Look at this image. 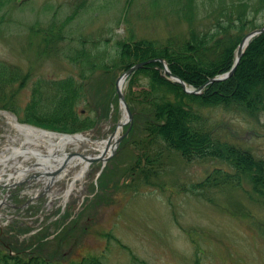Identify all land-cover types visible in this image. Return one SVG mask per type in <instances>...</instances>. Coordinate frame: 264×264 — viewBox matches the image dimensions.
I'll use <instances>...</instances> for the list:
<instances>
[{
	"label": "rangeland",
	"instance_id": "obj_1",
	"mask_svg": "<svg viewBox=\"0 0 264 264\" xmlns=\"http://www.w3.org/2000/svg\"><path fill=\"white\" fill-rule=\"evenodd\" d=\"M187 1L190 16L184 13ZM239 16L245 32L264 26V2L0 0V159L25 142L15 125L26 121V104L36 100L39 111L48 113L57 100L50 83L68 77L84 88L86 97L73 110L80 122L76 129L91 128L83 134L91 142L78 148L67 146L64 152L97 156L98 143L116 133L126 117L115 92L120 69L128 64L117 55L120 43L154 42L157 47L169 44L173 48L187 39L191 27L199 33L214 32L217 23L227 24ZM230 33L235 37L239 31ZM80 49L96 53L99 59L87 67L73 62ZM102 63L110 68L105 70ZM168 68L169 73L163 69L160 76L180 84ZM175 77L185 85L180 84L183 92L194 95H201L210 83L230 78L210 83L208 79L199 90L205 83L195 88ZM121 91L129 111H148L142 73H136L131 82L124 81ZM4 106L11 111L1 110ZM201 111L205 129L212 128L215 138L251 153L264 167V113L252 116L241 108L222 106ZM138 117V123L135 119L131 123L135 130L129 139L121 140L104 164L90 163L67 199L63 187L69 186L79 167L66 169L65 176L47 188L48 176L38 178L42 170L31 166L34 157L17 156L6 167L0 164L4 208L0 244L29 254L41 245L42 257L54 260L57 256L55 260L61 261L86 257L101 264H264V202L252 190L254 173L244 175L240 185L225 184L213 173L218 169L234 173L228 163L187 160L164 141L144 137ZM60 128L56 129L75 130ZM20 168L29 170L21 178L24 184L6 180ZM98 172H102L103 190L97 185ZM30 198L33 201L23 207ZM30 229L34 232L24 233ZM45 229L43 238L40 234Z\"/></svg>",
	"mask_w": 264,
	"mask_h": 264
},
{
	"label": "trees",
	"instance_id": "obj_2",
	"mask_svg": "<svg viewBox=\"0 0 264 264\" xmlns=\"http://www.w3.org/2000/svg\"><path fill=\"white\" fill-rule=\"evenodd\" d=\"M190 5L187 1L184 13L188 16L191 12ZM241 16L237 17L236 21L229 20L227 24L217 23L214 32L199 33L191 27L187 39L181 44H174L173 48L169 44L157 47L155 46L157 43L154 42L120 43L117 55L128 60V64L120 71L127 70L136 62L161 58L166 61L173 75L198 88L208 79L231 69L237 44L246 33ZM233 30L239 33L235 37H230V32ZM77 52V56L72 61H78L85 67L94 59H99L96 53L82 49ZM102 64L105 70L110 68L107 63ZM161 71V64L153 62L137 70L129 80L130 82L134 80L136 73H142L146 78L148 98H145L149 103L148 111L144 114L142 110L138 111V118H142L140 130L144 132V137L152 141H164L167 148L180 150L181 155L190 161L210 158L228 163L235 169L234 173L220 169L213 173L219 174L225 184L240 185L244 175L249 176V173H254L251 177L252 190L264 202V167L254 160L251 153H242L237 147L226 146L215 138L212 128L205 129L204 117L201 114V109H209L213 106H222L224 109L241 108L252 116L264 113V33L250 41L230 78L208 84L201 95L183 92L180 84H172L162 78ZM73 78L51 82L53 99H57L54 106L50 107L47 113L39 111L38 101H31L30 104L28 102L24 107V119L48 128L80 130L76 129L80 122L73 105L82 101L86 95L81 83L77 80L75 82ZM129 89L130 86L128 91ZM3 108L8 109L5 106ZM207 181L208 178L204 183ZM38 258L10 256L0 248V264H101L86 257L78 262L75 260L47 262Z\"/></svg>",
	"mask_w": 264,
	"mask_h": 264
},
{
	"label": "bare ground",
	"instance_id": "obj_3",
	"mask_svg": "<svg viewBox=\"0 0 264 264\" xmlns=\"http://www.w3.org/2000/svg\"><path fill=\"white\" fill-rule=\"evenodd\" d=\"M121 82H119V87H121ZM19 132L24 135L25 138V144L21 146L20 148H13L12 155L8 157H4L7 159H11V157H16L17 155H20L21 157H34L37 159V163L40 162V166L43 167L44 165H47L50 167L49 171L53 172L55 170L61 169V166L63 167H77L81 166L80 172L84 174L86 167L84 166L86 161L82 160V158L78 155L71 156V158L66 162L67 156L65 153L60 154L58 150H62L67 145H75L76 147L80 144L90 142V140L85 139L82 136H63L56 133L51 132H38L33 128L25 127L16 125ZM36 131V132H35ZM39 143V144H38ZM42 144L45 148V154L42 153L41 149L42 146H39ZM100 154L104 148V143H98ZM5 161V160H2ZM0 161V163H3ZM5 164V163H4ZM41 167V168H42ZM67 167V168H68ZM24 170H21L17 173V175H21V173H24ZM1 176V175H0ZM12 176V175H9ZM77 176V175H76ZM1 179V178H0Z\"/></svg>",
	"mask_w": 264,
	"mask_h": 264
},
{
	"label": "water",
	"instance_id": "obj_4",
	"mask_svg": "<svg viewBox=\"0 0 264 264\" xmlns=\"http://www.w3.org/2000/svg\"><path fill=\"white\" fill-rule=\"evenodd\" d=\"M264 32V27L262 28H259V29H256V30H253L251 32H249L248 34H246L242 40L240 41L239 45H238V48H237V52H236V60L234 62V65L232 67V69L224 76H222L221 78H213V79H210V82H214V81H218L220 79H225V78H228L230 77L233 73H234V70H235V67L239 61V58L242 54V50L243 48L248 44V42L253 38L255 37L256 35L260 34ZM155 61H159L160 63H162V65L164 66L165 68V65H164V61L162 59H150V60H147V61H144V62H140V63H137L135 65H133L132 67H130L125 73H123V75L120 77V78H123V77H126L127 75H129L130 73L134 72L135 70L145 66L146 64L150 63V62H155ZM166 72L169 73L166 69ZM173 78L177 79V81L183 86L185 87V85L182 83V81L178 78H176L175 76L171 75ZM207 83H205L203 86H201L199 88V90L203 89V87L206 85ZM117 94H118V97L123 100V97L121 95V93L119 92V90H117Z\"/></svg>",
	"mask_w": 264,
	"mask_h": 264
}]
</instances>
